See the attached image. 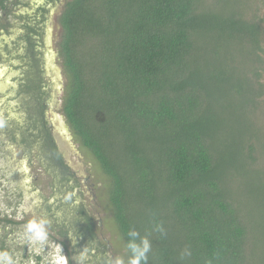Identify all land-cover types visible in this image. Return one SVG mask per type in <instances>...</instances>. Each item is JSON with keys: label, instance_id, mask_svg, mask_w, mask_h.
Returning <instances> with one entry per match:
<instances>
[{"label": "trees", "instance_id": "trees-1", "mask_svg": "<svg viewBox=\"0 0 264 264\" xmlns=\"http://www.w3.org/2000/svg\"><path fill=\"white\" fill-rule=\"evenodd\" d=\"M59 2L3 0V11L27 12L16 63L0 55L22 72L26 118L8 136L48 156L54 175L67 166L41 68ZM263 9L264 0H72L61 13L62 113L111 180L113 220L133 264H264ZM69 184L55 205L80 227L90 219Z\"/></svg>", "mask_w": 264, "mask_h": 264}, {"label": "rangeland", "instance_id": "rangeland-1", "mask_svg": "<svg viewBox=\"0 0 264 264\" xmlns=\"http://www.w3.org/2000/svg\"><path fill=\"white\" fill-rule=\"evenodd\" d=\"M70 1L61 0L51 7L43 37L41 68L50 83L49 96L44 101L46 116L57 147L64 155L65 171L52 174L48 170L49 160L41 157L36 147L29 150L22 146L19 136L21 146L16 145L8 136V127L16 126L17 129L26 118L19 99L18 80L22 72L0 60V238L7 241V253L0 251V264L83 263V246L75 241L86 232H82L81 227L68 229L64 214L69 209L55 205L56 200L67 192L68 183L70 186L77 184L74 205L87 212L90 222L86 230L105 249L108 246L105 252L111 264H133L113 220L114 208L109 199L111 180L99 169L91 153L73 139L61 109L66 80L59 55L63 34L60 16ZM2 2L0 0V23L4 30L0 36V55L8 62L16 63L14 45L23 35L18 24L27 10L23 6H9L4 12ZM27 221L34 224H25ZM37 256L42 257L40 263H37Z\"/></svg>", "mask_w": 264, "mask_h": 264}, {"label": "flooded vegetation", "instance_id": "flooded-vegetation-1", "mask_svg": "<svg viewBox=\"0 0 264 264\" xmlns=\"http://www.w3.org/2000/svg\"><path fill=\"white\" fill-rule=\"evenodd\" d=\"M49 128H50V130L52 132L51 126H49ZM46 158L48 159V156H46ZM65 195H67V192H66V194L63 195V198L66 197ZM13 197H15V196H13ZM72 206L70 205V208ZM70 217H73V216H70ZM67 219H69V217ZM87 225H89V223L86 222V221L81 223L80 227L82 229V232L85 231L86 233L84 234L85 236H81V238L79 239L80 243L84 247L83 255H84V258H85L84 259L85 264H99V262L102 263V264L108 263V260H109L108 256L109 255H108V253L105 252L108 249V246L106 247V249L103 246H101L99 244V241L88 230H86V226ZM66 226L68 227V229L71 228V226L72 227H78V226L72 225V223H70L69 220L66 223ZM89 237H92V240H93V246H94L93 248H94V250L92 252L89 251L91 249V246H89L88 243H87V240L90 239ZM1 240H4V239L0 238V241ZM94 258H96L97 260H94Z\"/></svg>", "mask_w": 264, "mask_h": 264}]
</instances>
